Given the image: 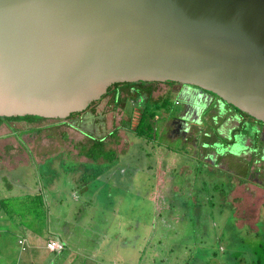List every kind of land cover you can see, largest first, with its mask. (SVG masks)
Instances as JSON below:
<instances>
[{"label": "rangeland", "instance_id": "rangeland-1", "mask_svg": "<svg viewBox=\"0 0 264 264\" xmlns=\"http://www.w3.org/2000/svg\"><path fill=\"white\" fill-rule=\"evenodd\" d=\"M181 86L183 87L180 91H178L180 85H171L168 82H161L154 87V98L163 97L161 102L166 103L167 112H161L151 126L153 131L144 135L131 129L139 119L140 108H145L140 100L135 102L130 99L131 93L124 94L122 102L105 96L81 115L65 121L45 119L29 123L20 120L2 124L0 264H14L20 258L18 236L30 238V235H34L35 239H42L44 245L50 237L61 234L64 239L75 244L82 242L77 244L85 249L92 243L91 239L89 241L86 237L82 239L80 234L72 230L83 232L85 227L87 231L84 232L91 236L92 241L95 239L94 236L98 237L99 234L120 232L122 243L130 244L129 226L140 228L141 225V228L147 230L149 227L147 225L151 223L148 217L154 210L158 224L156 223L148 238L141 235L138 238L142 262H134L136 260L132 257L129 260L134 261L129 263L152 264L144 261L155 258L159 261L165 260L164 264H175L167 261L173 258L181 261L184 258L194 264L193 258L198 256L203 259V264H264V162L257 161L263 154L262 144L259 141L261 149L254 152L250 140L247 139L244 143L240 138V147L234 148L232 154L227 153V149L216 153L210 144H204L209 146L203 147L202 152L203 139L211 143L213 140L217 142L226 140L222 136L228 133L227 129L237 131L238 128L234 127L240 124L231 118L234 113L225 111V108L217 116V108L213 105L216 97L211 93L201 88H198L201 91L190 90L194 86L186 87L184 84ZM195 91H199V94L196 95ZM177 100L179 101L176 102ZM124 102L129 105L124 106ZM131 103H136L135 110ZM192 106L194 114L191 116L195 124L192 126L194 130L191 140L167 136L165 121L172 116L171 112L179 114L184 108V113H188ZM154 109V106L148 108L149 111ZM36 126L42 130L32 132L30 128ZM251 126L248 125L246 130H250ZM173 127L171 124L168 128ZM15 128L24 132L18 133ZM260 129L264 131V126H260ZM215 131L220 132L222 136L217 138ZM206 132L211 133V138L208 137L209 134L204 135ZM249 134L254 136L256 130H251ZM99 139L104 140L105 148L112 149L117 156L102 155L96 161L88 156L89 147ZM193 139L198 142L196 147L193 145ZM244 144L248 146L245 147ZM94 150L97 151L95 148ZM86 162L92 163L89 169ZM49 169L54 173L48 171ZM92 169L94 171L103 169L102 174L96 177L101 180L94 192L91 189L94 188L96 181L90 176V173H94L91 172ZM116 170H120L118 180L110 178L112 171ZM249 170L258 171L249 173L252 179H249ZM108 178L110 180L107 181ZM123 179L128 180V186L125 184L128 189L139 187L146 182L153 187L152 184L159 182L156 190L153 187L154 191H151L152 197L155 193L161 197L165 195V200L167 199L172 207L168 208L169 203L162 204L161 208L153 207L154 200L150 203L145 199L143 201L142 198L140 202L139 199H134L137 198L133 196L134 194H125L121 206L124 212L130 208L133 210L139 203L141 206L147 205L144 208L146 224L129 223L125 219L115 220L117 217L123 218L125 214L122 216L114 213L119 230L110 225L106 229L103 222L99 223L100 211L97 204L101 195L98 199V193L100 194L106 187V181L109 189L112 186L116 190L119 185L117 181L124 182ZM38 194L42 195L41 198L37 196ZM195 198L202 199V208H193V203L188 202L189 199L194 201ZM116 206L115 204L113 207ZM118 209L116 208V211ZM199 212L201 218L197 216ZM48 215L57 218V223L60 222L61 216L67 215V219L72 221L70 220V229L66 230H70L71 233H64L62 230L69 226V223L62 226L53 224L55 230L51 225L39 224V220ZM190 217L192 224L198 225L199 220L204 224L200 232L192 233V226L186 223L190 221ZM165 218L167 223L164 222ZM31 228L40 233L29 232ZM180 240L187 242L183 243L182 249L174 247L173 256L171 249L175 242ZM27 243H30L28 239L26 245ZM117 243L111 235L103 249L95 251L80 249L78 253L67 250L65 258L58 260L57 264H102L100 262L104 257L127 259L131 251H124V246L117 252L120 254L114 257L117 250L113 251L109 247ZM93 244L98 245L96 242ZM199 244L204 246L203 250H199L197 246ZM19 248L21 251L20 246ZM82 250L85 253L81 252ZM75 254L77 256H74ZM32 259L34 264H44L36 255H33ZM92 259L93 263H87ZM104 264L112 263L104 261Z\"/></svg>", "mask_w": 264, "mask_h": 264}, {"label": "water", "instance_id": "water-1", "mask_svg": "<svg viewBox=\"0 0 264 264\" xmlns=\"http://www.w3.org/2000/svg\"><path fill=\"white\" fill-rule=\"evenodd\" d=\"M137 81L264 123V0H0V116L66 119Z\"/></svg>", "mask_w": 264, "mask_h": 264}, {"label": "trees", "instance_id": "trees-1", "mask_svg": "<svg viewBox=\"0 0 264 264\" xmlns=\"http://www.w3.org/2000/svg\"><path fill=\"white\" fill-rule=\"evenodd\" d=\"M168 83H170V84H174V83H177V82H173V81H167ZM160 82L159 81H137V82H126L125 84L127 85V87L125 88L128 92H132V90H133V88H135V90L137 91V93H131V96H130V99L131 100H135L136 98H140V102L141 103H143L144 104V106H145V108L144 107H142L141 108V113H140V116H139V119H138V121L136 122V125H135V127H132L131 126V129L134 131L135 130V132L136 133H139L140 132V134L141 135H144L145 133H150V132H152L153 130H152V128H151V126H152V124L156 121V118L160 115V113L161 112H167L166 111V109H167V106H166V103L165 102H161V99H163V97H161V98H159V99H155L154 98V96H153V92H154V87L157 85V84H159ZM115 85H117L116 86V88L117 89H119V90H121L119 87H120V85L121 84H119V83H115ZM195 87V86H194ZM198 88V87H197ZM116 89V90H117ZM204 91H206V92H208V93H211L212 95H214L215 97H217V98H219L216 94H214V93H212V92H210V91H207V90H204ZM106 96V94L103 96V97H105ZM114 98L116 99V98H119L118 100H119V102H122L123 100H124V97H120L119 96V93H118V91H116L115 92V95H114ZM220 99V98H219ZM177 101H179V100H177ZM176 101V102H177ZM220 101H222L221 99H220ZM224 104H228V103H226L225 101H222ZM95 103V102H94ZM93 103V104H94ZM216 103H217V101L216 100H214V102H213V105H214V107L216 106ZM151 105V106H150ZM229 105H231V104H229ZM152 106H154L155 107V109L154 110H152V111H149L148 110V108L150 107H152ZM231 106H233V105H231ZM234 107V106H233ZM234 109H236L239 113H242V114H244V115H248V116H250L248 113H246V112H243V111H241V110H239L238 108H236V107H234ZM220 110H221V112H223L224 111V107H221L220 108ZM78 113H80V112H76V113H72L68 118H66V119H57V120H68V119H71V118H74V116H76ZM172 113V115H174L175 113H173V112H171ZM166 114V113H165ZM168 115V114H167ZM251 118H254V117H252V116H250ZM45 119H48V118H44V117H40V116H37V115H25V116H11V117H9V116H0V126L2 125V124H4V123H11V122H13V121H20V120H25V121H27V122H29V123H35V122H37V121H41V120H45ZM254 120L256 121V122H261V121H259V120H257V119H255L254 118ZM248 121H250V122H248ZM263 123V122H262ZM143 124H144V126H143ZM248 125H252L251 127H250V130H246V128L248 127ZM261 126V125H260ZM260 126H256L255 124H253V122L251 121V120H249V119H247V121H245V123H240V125H239V127H238V133H240L239 134V140H240V138L243 140V142L245 143L246 142V140L247 139H250V142H251V140H252V146H251V148L253 149V150H255L256 148H258L257 150H259V148H260V146L258 145L259 144V141H260V139H259V136H260V134H261V129H260ZM142 128V129H141ZM16 129V132H20L21 134L24 132V130H22V129H18V128H15ZM30 129H32V132L33 131H41L42 129L41 128H38L37 126L36 127H32V128H30ZM253 129H255L256 130V134L254 135V136H251L250 134H249V132L251 133V130H253ZM251 137V138H250ZM238 140V144H237V146H238V148L240 147V141ZM261 144V143H260ZM226 146V145H225ZM244 146L245 147H247L248 145L247 144H244ZM106 147V142H104V140H102V139H99V140H96L94 143H93V145L92 146H90L89 147V150H88V152H87V155L88 156H90V157H92L95 161L97 160V159H99V157L100 156H102V155H104V156H108V157H110L111 155H115V156H117V153L116 152H114L112 149H106L105 148ZM94 148L97 150V151H95L94 150ZM225 149V148H224ZM261 149V148H260ZM232 151H234V148L231 150V152ZM111 161V160H110ZM110 161H109V163H110ZM44 165V164H43ZM46 165V164H45ZM44 165V166H45ZM86 165H87V168L89 169V167L92 165V163H87L86 162ZM71 166V165H70ZM76 166V165H75ZM96 168V167H95ZM93 170V169H92ZM48 171H51L52 173H54V171L53 170H51V169H49ZM250 171V170H249ZM249 171H248V173H249ZM91 172H94V173H90V176L93 178V180L95 179V181H96V183H95V186H94V188L93 189H91L92 190V192H94L95 190H96V187L98 186V182H100V180L101 179H99V178H96V177H98L100 174H102V172H103V169H101V170H97V171H91ZM112 173L113 174H111L110 176V178H114V179H117L118 180V178L119 177H117L118 176V174H120V170H116V171H112ZM41 175H43V174H41ZM86 176H88V175H86ZM110 178H108L107 179V181L108 180H110ZM244 180V179H243ZM107 181H106V187L100 192V194L98 193V199H99V195H101L100 196V199H99V203L97 204V206H98V211H100V216H99V220H100V222L99 223H101V222H103V224H104V227H106V229L107 228H109V225H110V227H113L114 229H117V230H119V226H118V223L117 222H115L114 221V223H113V220L114 219H111V213H116V208H119L118 209V215H124L123 216V218H119V217H117V218H115V220L116 219H125V220H127L129 223H135V224H138V223H140V224H146V220L144 219V218H146L145 217V212H146V210H144V208L147 206L146 204H145V206H141L140 205V203L138 204V206H136L133 210H131V208L129 209V210H127V212H124L123 211V209L121 208V206H122V204H123V199L125 200V194L127 195H129V194H134L133 196H136L137 198H134V199H139L140 200V202H141V199L143 198V201H144V199H145V201L146 202H150L151 203V200H154V206L153 207H157V208H161L162 206V204H164V203H169L168 202V200L166 199L165 200V195H162V197L161 196H159V195H157V193H155L154 195H153V197H152V192L154 191V189H153V187H155V190H156V187H157V185L159 184V182H157V183H155V184H152L153 185V187L150 185V184H146V183H148V182H146V183H144V184H140V186L139 187H135L134 186V188H132V187H130V189H128L126 186H128V180H124L123 179V181L124 182H119V181H117L118 183L117 184H119L117 187H116V190L115 189H113V187L111 186L110 187V189H109V184L107 183ZM125 184H126V186H125ZM125 186V187H124ZM111 188H112V190H111ZM109 189V190H108ZM152 191V192H151ZM116 193H118L117 194V196H114ZM38 197H40L41 198V196L42 195H40V194H38L37 195ZM193 199H189L188 200V202H192L193 203V208H202V199H197L196 200V198L194 199V201H192ZM184 202H187V201H184ZM117 205L115 208L113 207L114 205ZM144 204V203H143ZM43 205V204H42ZM152 205V204H151ZM140 206V207H139ZM110 207H113V208H110ZM139 207V208H138ZM172 207V205L169 203V206H168V208H171ZM173 208H175V206L173 207ZM140 209V210H139ZM170 210V209H169ZM202 209H200V211H201ZM151 212V211H150ZM149 212V213H150ZM170 212H171V210H170ZM161 213V212H160ZM212 213V212H211ZM203 213L201 212V216H202V218H203V215H202ZM198 217H200V212L198 213V215H197ZM205 216H206V214H205ZM149 218V220H150V224L149 225H147V226H149L148 227V229L147 230H145V229H143V228H141V225H140V228H137V227H131V226H129V229L131 230L130 231V235L128 236V238H129V240L130 241H128L130 244H128V243H124L123 242V245H124V247H125V249H124V251L126 250V251H132V249L133 248H135V246L137 245V243H138V238L140 237V235L141 236H144V237H146V238H148V236L151 234V230L153 229V228H155L156 227V223L158 224V220L156 219V217H155V210L152 212V214L150 215V217H148ZM147 218V219H148ZM201 218V217H200ZM35 220L36 219H38V218H34ZM57 218H55V217H52V216H46V217H44V218H42L41 219V221L39 220V224H42L43 226H46V225H48V226H50L51 225V227H52V229H54L55 230V227L53 226V224H57V225H59V226H62V225H67L68 223H69V226H67V227H64V229H62L63 231H64V233L65 232H68V233H71L70 232V230H66L67 228H69L70 229V222L72 221L71 219H67V215H64V216H61V218L59 219L60 220V222L59 223H57V221H58V219L56 220ZM205 220L207 219V217L206 218H204ZM71 220V221H70ZM74 221V220H73ZM34 222H36V221H34ZM164 222L165 223H167L168 221L166 220V218L164 219ZM187 224H189V225H191L192 226V233H198V232H200V229L202 228V226L204 225L202 222H200V220L198 221V225L197 224H192V217H190V221H188V222H186ZM83 226H85V225H83ZM98 228L100 227V225H98L97 226ZM72 230H74L75 232L74 233H78V234H80V237L83 239V238H87L88 240L89 239H91V238H89V237H91L87 232H84V231H87L86 230V228L84 227V229H83V232H79L77 229H72ZM140 230V231H139ZM29 232H32V233H40V231H37V230H35L34 228H31V231H29ZM119 232V231H118ZM135 232V233H134ZM140 232V233H139ZM96 233V232H95ZM120 233V232H119ZM97 234V233H96ZM121 234V233H120ZM109 235H112V238H115V239H119L118 238V236H117V234H109ZM114 235V236H113ZM31 236V235H30ZM33 237H34V235H33ZM95 237V242L96 243H104L105 241V239L107 238V236H106V234H99L98 235V237H96V236H94ZM151 238V237H150ZM34 240H35V237L33 238ZM18 240H20V244L22 245V246H20L21 248H24L25 249V251H23L22 249V252H27V251H29V250H31V248H30V246L32 245V244H28L27 243V245H26V240H27V238H25L24 236H18ZM185 242H187L186 240H183V241H179V242H175V246H173V248L171 249V252H175V248L174 247H179V248H184L183 246H181V245H183V243H185ZM32 243H33V241H32ZM71 244H74V250L76 251V253H78V251H80V249H83L80 245H78L77 243H82V242H76V244L74 243V242H70ZM70 243H67V246H69L70 245ZM198 246V248H199V250H203L204 249V246L203 245H201V244H199V245H197ZM65 247H66V243L64 242V248H63V250L61 251V253L59 252V254H58V260H60V259H62V258H65V252H64V249H65ZM157 249V248H156ZM194 249V248H193ZM196 249V248H195ZM177 250H179L178 248H177ZM180 252H181V250H179ZM82 252V251H81ZM200 255V254H199ZM76 256V255H75ZM153 256H155V253L153 254ZM18 257H19V252H18ZM16 259H18V258H16ZM20 259V258H19ZM193 260H194V262L195 263H197V264H199V261H202L203 262V259L202 258H199L198 256L196 257V258H193ZM72 263V262H71ZM14 264H18V262H17V260L14 262ZM73 264V263H72Z\"/></svg>", "mask_w": 264, "mask_h": 264}, {"label": "flooded vegetation", "instance_id": "flooded-vegetation-1", "mask_svg": "<svg viewBox=\"0 0 264 264\" xmlns=\"http://www.w3.org/2000/svg\"><path fill=\"white\" fill-rule=\"evenodd\" d=\"M126 82H120L119 84H121L120 85V89L121 90H119V89H117L116 88V86L117 85H115V84H113V85H111L110 87H109V89H108V91H107V93H106V96H111V98H113V99H115L114 98V95H115V92L116 91H118V93H119V96L120 97H124V94H126V93H137V91L135 90V88H133V90H132V92H128L125 88L127 87V85L125 84ZM161 83V82H160ZM166 83V82H165ZM170 84V83H169ZM174 84H178V85H180V88H179V90L178 91H180L181 90V88L183 87V86H181V84H179V83H174ZM174 84H171V85H174ZM186 87H190V86H186ZM117 89V90H116ZM188 90V89H187ZM190 90H199L197 87H193L192 89H190ZM183 91H185V88L183 89ZM183 91H181L182 93H183ZM199 91H201V90H199ZM199 91H195L196 92V95H198L199 94ZM198 92V93H197ZM103 98V97H102ZM116 99H119V98H116ZM196 99H197V97H196ZM137 100H140V98H136L135 100H132V101H137ZM132 101H130V102H132ZM216 101H217V103H216V108H217V111H218V115L217 116H219L220 114H221V110H220V108L221 107H224L225 108V111L227 110V111H231V112H233L234 114H233V116L231 117L232 119L234 118V120H237L238 122H239V124L240 123H245V121H247V119H249V120H251L252 122H253V124H255L256 126L258 125V126H264V123H262V122H256L255 120H254V118H251L250 116H248V115H244V114H242V113H239L236 109H234V107L233 106H231V105H229V104H224L222 101H220V99L219 98H217L216 97ZM178 102V101H177ZM124 106H128L129 104L128 103H126V102H124ZM136 104V103H135ZM134 103H131V105H133V109L135 110V105ZM93 105V104H92ZM92 105H90V107L89 108H87L86 110H84V111H82V112H80V113H78L76 116H79V115H81L83 112H85V111H87L88 109H90L91 107H92ZM142 108V107H141ZM141 108H140V110H141ZM127 109V108H126ZM138 109V108H137ZM184 109V108H183ZM181 110V113H179V114H174V115H172V116H170L169 117V119H167L166 121H165V134L167 135V136H173L174 138H184V139H190L191 140V138L193 137L192 136V132H193V130L194 129H192V126L195 124V123H193V117L191 116L192 114H194V113H192V109H193V106L190 108V109H188V113L186 112V113H184L185 112V109L184 110ZM127 111H128V109H127ZM129 112V111H128ZM75 117V116H74ZM214 117H216V116H214ZM231 119V120H232ZM172 122H171V121ZM248 122H250V121H248ZM171 124H173V128L172 129H169L168 127L171 125ZM190 127V130H189V127ZM239 127V125L238 126H235L234 128H238ZM227 131H228V133L226 134V135H224V136H222V134L219 132V133H216L217 131H215L214 132V134L216 135V137L217 138H219V137H225V139L226 140H223V141H219V142H217V141H214L213 140V142L211 143V142H209V141H204V139H203V141H202V147H201V149H202V152H203V147H206V146H209V145H204V144H210L211 146V149H214L215 151H216V153H218V151L220 152V150H223L224 148L225 149H227L228 151H227V153H230V154H232V152H231V150L233 149V148H236L237 147V144H238V140H239V134L240 133H238V131H233V129L232 128H229V129H227ZM206 134H209V136L208 137H210L211 138V133H209V132H206L204 135L206 136ZM241 135V134H240ZM236 137H237V139H236ZM259 139H260V142H261V144H262V151H263V154L261 155V159L260 160H257V161H261V162H264L263 160H264V131H262L261 130V134H260V136H259ZM250 140V139H249ZM251 142H252V140H251ZM193 145L196 147L197 145H198V142L195 140V139H193ZM226 145V146H225ZM257 149L258 148H256L255 150H254V152H257ZM201 152V153H202ZM221 154V153H220ZM257 173L258 171H249V173L251 174V173ZM249 173H248V175H249ZM250 177H249V179H252V176L251 175H249Z\"/></svg>", "mask_w": 264, "mask_h": 264}, {"label": "crops", "instance_id": "crops-1", "mask_svg": "<svg viewBox=\"0 0 264 264\" xmlns=\"http://www.w3.org/2000/svg\"><path fill=\"white\" fill-rule=\"evenodd\" d=\"M118 212L119 211H116V213H118ZM111 214H112L110 216L111 219H114V216H115L114 213H111ZM116 215H118V214H116ZM114 221L115 220H113V223H114ZM106 236H107V238L104 241L108 242L109 238L111 237V235H109V233H107ZM117 236H118L119 239H116L117 242H118L117 244H115L116 246L112 245V246L109 247V249H112L113 251L117 250V251H115L116 255L114 257H116V256H118L120 254V253H117V252L122 250L121 246H124L122 241H121L122 240V236L120 235V233H118ZM33 238H34L33 236H30V238H27L28 241L30 242V244H32L30 246V248L32 247L31 250H29L27 252H22V250L25 251V249H23V248H21L22 250L20 251L19 246H22V245L19 244L20 240H18V244H19L18 245V250H19L18 252H19V257H20V259L17 260L18 264H34L35 262H33V259H32L33 255H36L37 258L42 259L44 264H57L58 263V254H59L60 251H52V250H50L47 247V242L49 241V239H51V237L49 239H47V241H46V243L44 245H42V242H43L42 239L36 238L34 240ZM53 238H58V239H60V240H62L63 242L66 243V247L64 249V252H66L67 250L68 251L70 250V252L71 251H75L74 250V244H71L70 241L64 239L61 234H56ZM89 238H91V237H89ZM32 241H33V243H32ZM90 242H92V243H90L88 245V248H85L83 250L95 251V250H97L99 248L103 249L106 246L105 242L104 243H98L99 246L96 245V244H93V242H95V239L92 241V238H91ZM67 243H70V245L67 246ZM114 246L116 248H114ZM181 246H183V245H181ZM194 248H196L195 245H194ZM83 250H82V252H84ZM52 255H54V257H51ZM75 255L77 256V254H75ZM173 256H175V252H173ZM132 257L135 258L136 261L129 260ZM138 258H139V260L137 261ZM116 259L117 258H109V259H107V258L104 257V259H102V261L100 263L104 264V261L106 263H112V264H119V263H122V264H133V262L129 263V261H134V262H137V263L142 262V260L140 261V246L137 244L135 246V248L132 249V251L130 252V255L127 257L128 260L126 258H121V259H117V260ZM93 260L94 259H92L91 261H88L87 263H91V262L93 263ZM183 260L180 261L178 258H173L172 260L167 261V263H174L175 262V264H191L190 263L191 261L189 259H184L183 258ZM49 261L51 263H49ZM144 262H150L152 264H157L158 262H163L162 264H164L165 260H160L159 261V260H157L155 258H152V259H147ZM194 264H197V263L194 262ZM199 264H203V262L199 261Z\"/></svg>", "mask_w": 264, "mask_h": 264}, {"label": "built area", "instance_id": "built-area-1", "mask_svg": "<svg viewBox=\"0 0 264 264\" xmlns=\"http://www.w3.org/2000/svg\"><path fill=\"white\" fill-rule=\"evenodd\" d=\"M47 247L50 250H62L64 248V243L59 239L52 238L47 242Z\"/></svg>", "mask_w": 264, "mask_h": 264}, {"label": "clouds", "instance_id": "clouds-1", "mask_svg": "<svg viewBox=\"0 0 264 264\" xmlns=\"http://www.w3.org/2000/svg\"><path fill=\"white\" fill-rule=\"evenodd\" d=\"M52 239V238H51ZM54 239H58V238H54ZM50 240V239H49ZM60 240V239H59ZM61 242H63L62 240H60ZM64 243V242H63ZM63 250V249H62ZM52 251H61V250H52Z\"/></svg>", "mask_w": 264, "mask_h": 264}]
</instances>
